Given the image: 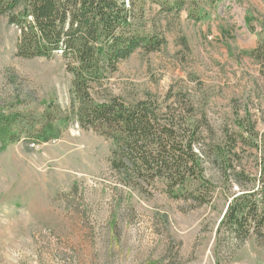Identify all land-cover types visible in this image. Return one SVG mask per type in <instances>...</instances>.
Wrapping results in <instances>:
<instances>
[{"label":"rangeland","instance_id":"obj_1","mask_svg":"<svg viewBox=\"0 0 264 264\" xmlns=\"http://www.w3.org/2000/svg\"><path fill=\"white\" fill-rule=\"evenodd\" d=\"M153 1L138 21L163 48L133 54L92 97L134 106L150 96L162 114L179 100L201 127L214 203L173 198L160 180L125 186L112 141L76 118L64 59L18 56L19 33L0 19V120L23 123L19 142L0 150V264H264V231L242 244L217 237L225 194L239 192L231 170L264 179V74L250 55L264 49V0H176L172 13L163 8L174 0ZM51 122L60 138L38 143ZM240 135L251 141L228 168L216 152Z\"/></svg>","mask_w":264,"mask_h":264},{"label":"trees","instance_id":"obj_2","mask_svg":"<svg viewBox=\"0 0 264 264\" xmlns=\"http://www.w3.org/2000/svg\"><path fill=\"white\" fill-rule=\"evenodd\" d=\"M146 2L0 0V19H7L19 33L18 56L30 60L58 56L64 59L67 72L73 78V97L78 99L76 118L83 128L95 130L112 141V168L123 177L125 186L140 189L147 181L160 180L166 182L171 197H189L199 207L209 205L218 195L207 174L210 158L205 151L201 127L193 119L184 117V110L177 107L179 100L171 103L176 110L171 105L162 114L150 96L146 102L134 106L117 98L97 102L92 97L93 86L104 83L133 54L139 50L153 53L163 48L165 39L144 33L138 21ZM177 4L174 0L163 9L172 13L177 10ZM250 55L262 66L264 74V49ZM170 96L166 98L167 103L176 98L172 93ZM237 125L248 133L254 132L242 123ZM21 126L14 118L0 120V150L19 142L15 129ZM36 136L38 143L46 144L61 135L51 122ZM237 138L229 137L231 148L227 152L220 148L215 155L228 168L233 167L229 162L232 150L239 143L251 141V136ZM231 173L237 176L235 184L239 192L225 194L227 210L217 228V237L218 242L228 236L242 244L253 234H263L264 179L257 180L234 168ZM178 189L184 192H177Z\"/></svg>","mask_w":264,"mask_h":264},{"label":"water","instance_id":"obj_3","mask_svg":"<svg viewBox=\"0 0 264 264\" xmlns=\"http://www.w3.org/2000/svg\"><path fill=\"white\" fill-rule=\"evenodd\" d=\"M226 210H227V208H226ZM226 212V211H225ZM225 214V213H224Z\"/></svg>","mask_w":264,"mask_h":264}]
</instances>
